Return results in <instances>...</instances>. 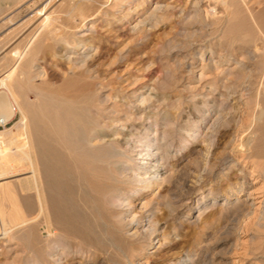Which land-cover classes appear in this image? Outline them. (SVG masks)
<instances>
[{"label":"rangeland","instance_id":"374dc122","mask_svg":"<svg viewBox=\"0 0 264 264\" xmlns=\"http://www.w3.org/2000/svg\"><path fill=\"white\" fill-rule=\"evenodd\" d=\"M107 2L0 0V83H7L6 76L18 72L29 57L45 68L49 88L72 75L79 83L90 82V93L77 98L76 104L88 118L99 122L92 134H111L101 126L113 119L112 110L118 118L132 116L137 137L145 131L150 140L157 130V141L169 150L167 182L144 188L131 178V168L145 166L146 160L135 155L137 148L128 153L131 160L124 172L112 159L87 168L71 162L69 175L56 181L49 166L37 169L35 144L17 154L5 147L0 161L14 170L0 173V264H178L186 255L195 264H264V76L260 57L248 62L250 73L240 77L243 82L235 74L216 78L209 70L205 75L211 76L199 82V68L193 73L176 69L183 56L185 61L197 62L200 49L247 56L260 41H240L228 35L222 18L209 19L208 32L204 29L201 35L198 30L194 35L189 29L195 15L190 0H131L117 8ZM156 2L169 4V8L159 18H148ZM198 6L204 16L213 1L200 0ZM74 7L83 12L85 26L79 25L81 17ZM51 15L49 24L40 27ZM137 16L143 23L134 27L132 20ZM89 25L95 30L85 29ZM51 28L67 34V40H79L85 32L82 38L94 51L84 68L62 58V49L69 45L51 40L47 34ZM73 52L80 58L82 49ZM240 88L245 93L242 101ZM226 93L229 98H224ZM106 96L111 98L108 104L102 102ZM142 98L146 100L141 104ZM33 99V94L26 95V101ZM217 110L222 116L214 128H203L198 139L190 138L201 127L204 115ZM259 115L262 121H257ZM253 124L263 133L262 141L241 152L239 146ZM205 132L214 141L209 153L201 140ZM241 182L244 190L239 196L236 187ZM108 195L123 204H111ZM244 197L248 209H237ZM180 203L185 204L176 207Z\"/></svg>","mask_w":264,"mask_h":264},{"label":"bare ground","instance_id":"6f19581e","mask_svg":"<svg viewBox=\"0 0 264 264\" xmlns=\"http://www.w3.org/2000/svg\"><path fill=\"white\" fill-rule=\"evenodd\" d=\"M71 1H75V0H71ZM107 1L109 2V3L107 2V4H109V7L117 8L120 6L122 2L131 1V0H107ZM190 1L193 2L195 15L192 14L193 16L192 19L193 18L194 19L193 20L190 19L192 20L191 23L189 21L190 23L189 29L192 30L191 32H193L194 35L197 32L199 33L198 30H201L200 32H202V30L207 28V23L209 19L222 18L225 20V31L228 35L230 36L234 35L238 37L240 41H245L248 39H253V41L259 40L261 45L259 46L258 44V46L255 48L253 52L247 53L248 54L247 56H243L245 53L243 54L241 52L242 55H238L236 57H233L231 54L229 56L224 55L225 53L223 54V51L220 49H219L220 51H218L217 54L209 48H204L202 50L200 49L201 53L198 56L197 62L185 61L186 58L185 56H183V58L179 60V64L176 66V69L177 70L186 69L188 73L190 72L193 73L196 72L195 70L197 68H199L200 69L199 80H198L199 82L204 80L207 76H209L210 73L208 75L207 74L205 75V71L207 72V70L211 72L213 71L215 73L216 78L217 77L225 78L227 76H232L235 74L236 75L235 77L239 79L244 74L250 73L248 69L249 66L247 64L248 62L251 63L252 61H254L256 59V55H258L261 60L260 68L264 76V0H210L213 1V7L205 11L204 16L201 14L202 11H200L199 9V7L201 6H198L200 0H190ZM153 5L154 6L149 10V13L147 15L148 18L151 19H156L161 17L163 12L167 10V8H169V4L163 5L161 3L156 2ZM74 9L78 11L81 17L80 18L81 20H79L80 21L79 25L82 27L85 26L86 23L83 21L84 18L82 15L83 12H81V9L78 7H74ZM52 17L53 15H51L50 18L46 17L45 18L46 20L40 24V27H45L47 24H49V21L52 20ZM132 23H134L133 25L134 27H136L138 24L140 25V23L142 24L143 22L137 16L132 20ZM93 28H94L93 25H89L88 27L87 26L85 27V29L89 31L91 30L94 31L95 29L93 30ZM203 33L204 32L200 34L203 35ZM47 34L49 35L50 39L53 40L54 42H58V43L63 42L64 44L69 45V47L64 46L61 52L62 58L65 59L69 65L71 66L78 65V67L84 68L85 62L89 57V55L91 54L90 52L94 51V48L92 46L86 45V39L82 38L86 35L85 32H82V34L79 33L81 34V39L79 40H75L73 38H71V40L70 38L69 40H67L66 39L67 34L66 36H63V34H60L57 30H54L52 28L48 31ZM75 48H80V50L82 49V52L79 54L80 58H76L77 55H74L75 53L73 52V49ZM34 55L35 54H33V56ZM37 60L38 59H36L35 57H29V59L25 63L26 65L24 64L23 66H20L18 72H14L13 69L12 71L14 72V74L11 75V77H9L8 75L6 76L8 80L7 83L4 82L0 83V156L1 157L4 158V155L2 153H4L3 151L5 147L6 149L11 150L12 153L17 154L19 152L22 153L23 152L22 149L25 148L26 145L35 144L36 159H37L35 162L37 163L38 166L37 169L44 170L46 166L47 167L49 166L48 168H51L50 171L55 175L56 181H58L59 176L69 175L71 169V162L80 165L81 167L87 168L89 165L91 166V164L93 163L100 162L106 159H112V161L116 165H119V167L121 168V172H124L126 169H128L129 161L131 160L130 155L135 151L134 149L137 148L136 150L137 152H135V155H141V159H145L146 161H145V166H141L133 169L131 168L130 170L131 178L140 182L142 186H144V188L152 185L162 186L167 182L169 175L166 170L165 161L169 157V150L167 151L163 147V145L159 144L158 142L159 140L157 141V130L154 131L153 134L154 136L152 139L150 138V140H149V136L146 134L145 131H143L144 135H142V137H137L132 130L134 129V126L131 124L132 116L124 115L122 118H118L116 117L117 114L115 113V111L112 110L110 115L111 117H113V119L103 123L104 126H101L103 130L108 129L109 131H112L111 134L108 133H104V134L101 133V135H98V133L92 134L91 132L92 130H95L97 127L99 128V122L97 121V119L92 121L90 118H88V116L84 113L82 106L76 104L77 98L81 96L87 97V95L90 93L91 83L82 82V81L79 83L77 82L76 79H74V75H72L65 78L56 87L49 88L48 85L50 84V82L46 79L45 68L42 65H39L40 63H37ZM10 63L12 64L11 66H13L12 61H10L9 64ZM253 65L254 64L252 63V66ZM241 80L242 82L244 81L243 79ZM262 89L264 91V83L262 84ZM27 94L28 96L29 94H33L34 99L30 102L26 101ZM226 94L227 95L224 96V98H229L230 93L229 94L226 93ZM244 95H245L244 88L242 89L240 88V95L238 98L241 101ZM93 96H95V94H93ZM110 99H111L110 97L106 96L104 97V99H102V102L108 104ZM145 100H146L145 98L144 99L142 98L140 100V103L141 104L144 103ZM258 114L260 113H257V115ZM261 114L264 115V110L263 113ZM263 115H259L257 121L261 120L262 119L261 117ZM221 116H222V111L220 110L209 112L207 116L204 115V118L201 122V127L199 126L198 129L193 134H189V136H191L190 138L194 140L198 139V136L200 135L203 128L212 130L214 128V124H216V121ZM254 120H252L253 123ZM117 125H119L120 128H118ZM162 136H164V134ZM262 137H263V133H261V131H259L256 128V126L253 124V126L248 131L247 136L244 138V142L241 143V146H239V151L241 152L249 151L251 148L255 147L257 144H259L262 141L261 140ZM142 139L145 140L144 143H141L143 142L141 141ZM201 140L208 147L207 152L209 153L210 147H212L214 144V141L212 140V136L210 134L208 135L205 132L204 138ZM128 153L130 155H128ZM122 160L123 162H125V165H122ZM149 160L152 161L151 164H149ZM34 165L36 164L34 163ZM135 166H138V164H135ZM11 168H12L11 165L6 163L5 166L4 162L0 161V173L2 175L7 174V171H10L11 173V171L14 170ZM75 168H77V166ZM33 171H35V169ZM32 175L35 174L33 173ZM243 187H244L243 182H241L239 186L236 187L237 195L239 196L241 195L239 192L244 190ZM250 194L251 193L248 192L247 196H250ZM109 196L110 195H108V202H110L111 204H121L122 201L116 199V197H109ZM11 201L12 199L9 195V197L7 198L8 205H11ZM238 202H236L234 205L239 204ZM184 204L185 203H180L176 207L180 208ZM209 207H205V208L208 209ZM241 207L248 209L247 198L244 197L241 200L237 209ZM155 230L156 228H153V231ZM46 253H49L48 250ZM60 258L61 257H59L58 260H60ZM194 262L190 258V256L186 255L185 259L179 261L178 264H195Z\"/></svg>","mask_w":264,"mask_h":264}]
</instances>
